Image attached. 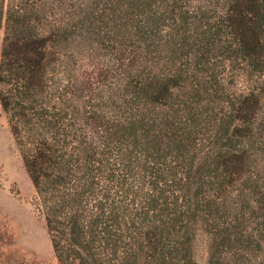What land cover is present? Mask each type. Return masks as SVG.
Returning <instances> with one entry per match:
<instances>
[{"label": "trees", "instance_id": "16d2710c", "mask_svg": "<svg viewBox=\"0 0 264 264\" xmlns=\"http://www.w3.org/2000/svg\"><path fill=\"white\" fill-rule=\"evenodd\" d=\"M0 107L57 264H264V0H0Z\"/></svg>", "mask_w": 264, "mask_h": 264}, {"label": "rangeland", "instance_id": "374dc122", "mask_svg": "<svg viewBox=\"0 0 264 264\" xmlns=\"http://www.w3.org/2000/svg\"><path fill=\"white\" fill-rule=\"evenodd\" d=\"M3 31L0 29V51ZM33 185L0 107V264H57L44 220L32 206ZM208 242L196 243L197 264H206Z\"/></svg>", "mask_w": 264, "mask_h": 264}]
</instances>
